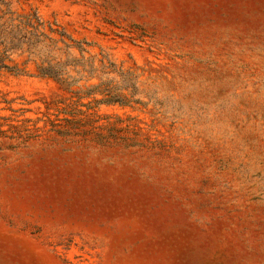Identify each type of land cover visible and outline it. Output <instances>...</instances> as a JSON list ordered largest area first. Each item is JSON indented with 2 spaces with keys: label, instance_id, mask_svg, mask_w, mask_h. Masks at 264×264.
I'll list each match as a JSON object with an SVG mask.
<instances>
[{
  "label": "rangeland",
  "instance_id": "374dc122",
  "mask_svg": "<svg viewBox=\"0 0 264 264\" xmlns=\"http://www.w3.org/2000/svg\"><path fill=\"white\" fill-rule=\"evenodd\" d=\"M0 264H264V0H0Z\"/></svg>",
  "mask_w": 264,
  "mask_h": 264
}]
</instances>
